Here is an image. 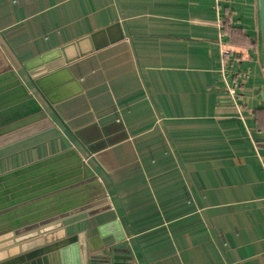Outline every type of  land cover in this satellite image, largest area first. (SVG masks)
I'll list each match as a JSON object with an SVG mask.
<instances>
[{
	"label": "crops",
	"instance_id": "obj_1",
	"mask_svg": "<svg viewBox=\"0 0 264 264\" xmlns=\"http://www.w3.org/2000/svg\"><path fill=\"white\" fill-rule=\"evenodd\" d=\"M106 43L48 82L73 129L121 120L128 136L91 163L114 211L89 222L88 249L100 245L97 226L119 218L140 264L138 244L148 264H264L258 0H0V48L26 82L20 62ZM222 44L234 61L222 58ZM236 81L234 102L227 86ZM27 84L55 129L26 127L20 143L0 150L1 174L63 152L50 150L55 139L77 144ZM15 85L0 82L9 109L19 104Z\"/></svg>",
	"mask_w": 264,
	"mask_h": 264
},
{
	"label": "water",
	"instance_id": "obj_2",
	"mask_svg": "<svg viewBox=\"0 0 264 264\" xmlns=\"http://www.w3.org/2000/svg\"><path fill=\"white\" fill-rule=\"evenodd\" d=\"M258 18L264 55V0H258ZM74 47L72 44L29 62H20L27 82L45 100L77 144L69 139V145L63 147L66 140L58 143L55 139L49 145L50 150L61 146L63 152L37 163L23 162L7 173H0V264H140L119 218L97 226L100 245L93 251L87 247L89 222L114 211V205L91 163L97 164L98 154L127 140L128 136L123 132L125 127L121 120L109 126L91 124L73 129L59 116L57 91L48 82L59 77V71L66 66L108 47V43L92 46L86 51L78 52L77 49L71 55L69 51ZM0 63L6 71L0 76V82L15 81L16 88L11 90L10 96L19 97L16 98L19 104L10 109V105L0 102L2 150L20 143L28 126L42 123V129L51 131L55 125L1 48ZM114 130L123 134L111 138ZM88 131L95 133L92 138L85 139ZM12 133H15V139H3ZM108 237L112 239L108 240ZM126 242L127 245L118 247ZM137 246L144 263L148 264L139 244Z\"/></svg>",
	"mask_w": 264,
	"mask_h": 264
},
{
	"label": "built area",
	"instance_id": "obj_3",
	"mask_svg": "<svg viewBox=\"0 0 264 264\" xmlns=\"http://www.w3.org/2000/svg\"><path fill=\"white\" fill-rule=\"evenodd\" d=\"M224 45V46H223ZM223 47L222 49V58L228 62H232L234 61L233 60V51L231 50V48H229L228 46H226L225 44H222L221 45ZM228 80L226 79V82ZM228 85V83H227ZM241 87V84L239 82L236 81V84L233 85V84H230L227 86V90H228V93L230 94L231 98L233 99L234 102H237V97H238V91Z\"/></svg>",
	"mask_w": 264,
	"mask_h": 264
},
{
	"label": "trees",
	"instance_id": "obj_4",
	"mask_svg": "<svg viewBox=\"0 0 264 264\" xmlns=\"http://www.w3.org/2000/svg\"><path fill=\"white\" fill-rule=\"evenodd\" d=\"M223 31H224L223 33H224L225 35H228V36H229V35H232V34H231V30L228 29V28H224ZM259 113H261V112H258V114H259Z\"/></svg>",
	"mask_w": 264,
	"mask_h": 264
},
{
	"label": "rangeland",
	"instance_id": "obj_5",
	"mask_svg": "<svg viewBox=\"0 0 264 264\" xmlns=\"http://www.w3.org/2000/svg\"><path fill=\"white\" fill-rule=\"evenodd\" d=\"M64 135H67V134H64ZM65 140V139H64ZM72 140V139H71Z\"/></svg>",
	"mask_w": 264,
	"mask_h": 264
}]
</instances>
